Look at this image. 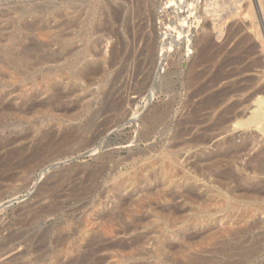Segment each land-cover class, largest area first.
<instances>
[{
  "label": "rangeland",
  "instance_id": "rangeland-1",
  "mask_svg": "<svg viewBox=\"0 0 264 264\" xmlns=\"http://www.w3.org/2000/svg\"><path fill=\"white\" fill-rule=\"evenodd\" d=\"M95 1L0 0V264H186L187 257L196 254L204 264H264V170L259 177L249 170L255 164L252 166L250 158L264 151V132L253 126L232 129L227 135L238 146L248 139L251 151L254 149L219 169L232 166L240 172L243 168V173L254 177V181L252 176L245 177L248 184L241 183V188L231 184L226 189L234 191L231 200L200 191L203 185L217 184L208 176L209 184L200 181L195 172L200 158L215 151L222 137L208 142L205 149L192 140L199 134L197 128L191 129L195 135L191 131L183 139H176L172 132L163 134V126L150 138L146 135L154 115L171 103L168 122L177 132L181 116L189 115L199 101L193 98V103L190 98L194 86H187L190 76H186L198 58L202 37H217L214 43L221 45L230 25L242 20L239 15L244 7L253 4L256 12L242 20V25L255 21L264 35L259 0H222L221 4L226 1L222 7L220 0L216 1L219 7L209 0L219 8V17L228 11L224 19L217 18L218 12L212 14L214 5L208 7V0H187L192 7L184 4L180 12L176 9L181 5L175 0H99L98 8ZM229 4L231 9L225 12ZM236 4L244 5L243 11ZM206 13L216 17H205ZM215 24H222L221 31L226 27L223 34ZM180 34L185 41L177 42ZM150 43L156 49L152 62ZM258 43L252 58L261 57L263 62ZM20 50L31 58L26 72L8 64L6 57L7 52L16 57ZM70 61L81 63L71 65ZM263 65L259 71L264 72ZM202 66L196 71L203 72L207 65ZM261 75L253 71L236 80L257 81ZM259 84L264 86V78ZM114 102L121 107L111 108ZM249 105L254 106L242 112L244 120L257 110V98ZM48 136L54 149L34 156ZM170 151L181 156L175 168L163 158ZM146 170L157 174L151 186L142 178ZM173 176L178 182L185 177L197 181V199L188 202L187 195L185 199L177 196L170 203L175 210H164L169 204L156 199L155 188L166 182L168 186ZM254 182L262 185V193L252 194ZM168 187L170 194L178 191L172 184ZM260 208L263 212L257 211ZM255 223L256 227L247 229ZM224 226L231 228L227 235ZM253 245L258 251L253 259L235 254Z\"/></svg>",
  "mask_w": 264,
  "mask_h": 264
},
{
  "label": "bare ground",
  "instance_id": "bare-ground-1",
  "mask_svg": "<svg viewBox=\"0 0 264 264\" xmlns=\"http://www.w3.org/2000/svg\"><path fill=\"white\" fill-rule=\"evenodd\" d=\"M97 1V0H96ZM94 3L95 5V8H98L99 7V0L98 2ZM178 2V4L180 3V7H177L176 11H179L183 9L184 6L188 5V1L187 0H175ZM205 1V0H204ZM214 4H217V2H219V0H213ZM228 1V0H227ZM234 1V0H233ZM231 0V2H233ZM244 1V0H243ZM249 1V0H248ZM264 0H259L258 2L260 3V8H261V12L264 13ZM164 2V1H163ZM168 2H172V1H168ZM167 2V3H168ZM207 2V0H206ZM205 2V3H206ZM222 0H220V4H221ZM226 2V1H224ZM221 4L220 7H222V5H225L226 4ZM236 3L238 1H235ZM149 3V2H148ZM166 3V4H167ZM174 3V2H173ZM229 3V2H228ZM234 3V2H233ZM239 3H242V2H238ZM254 3V2H253ZM186 4V5H184ZM203 4V3H202ZM209 4L210 6L213 7V5H211V1L209 3V0H208V7H209ZM243 4V3H242ZM237 5L238 7L240 6L241 10L243 8L244 5ZM250 4V3H249ZM171 5V4H169ZM173 5V4H172ZM175 5V4H174ZM183 5V7H182ZM228 5V4H227ZM232 5V4H231ZM229 4V7L227 6V8H224V11L225 9H229L230 6ZM254 5V4H253ZM252 6H245L244 7V11L242 14H240L239 16L242 18V20H246L248 18H251V14H253L254 12L256 11H253V7ZM166 6V5H165ZM164 6V7H165ZM189 7H192V4L191 5H188ZM207 6V3L205 4V8ZM218 6V4H217ZM216 5H214L213 8H217V10H212L213 8L211 9V12L214 11V14H217V18L219 17V11H218V7ZM234 6V5H233ZM232 6V7H233ZM156 7V6H155ZM162 7V6H161ZM167 7V6H166ZM204 8V7H203ZM210 8H207L208 11H210ZM234 8V7H233ZM259 8V7H258ZM164 9V8H163ZM187 9V8H186ZM191 10V8H189ZM188 9V10H189ZM193 9V8H192ZM206 9V10H207ZM231 9V8H230ZM235 9V8H234ZM233 9V12L236 10ZM256 9V8H255ZM185 10V9H184ZM220 10H223L220 8ZM259 10V9H258ZM263 10V11H262ZM192 11V10H191ZM202 11H205V10H202ZM237 11V10H236ZM252 11V13H251ZM188 12V11H187ZM186 12V13H187ZM222 12V11H221ZM220 12V13H221ZM226 12V11H225ZM232 12V11H231ZM232 12V13H233ZM250 12V13H249ZM178 13V12H177ZM175 13V14H177ZM202 13V12H201ZM205 12H203L204 14ZM210 14V12H207ZM207 13L205 15H207ZM235 13V12H234ZM238 13V12H237ZM213 14V12H212ZM211 14V15H212ZM181 15V14H180ZM211 15H207L205 17H208V16H211ZM216 15H212V17H216ZM221 16L219 18H227L228 16V11L226 13V15H224L222 17V14H220ZM231 15V13L229 14V16ZM227 16V17H226ZM233 16V14H232ZM230 16V17H232ZM235 16V15H234ZM238 16V14H237ZM238 16V18H239ZM251 16V17H250ZM258 16V14H257ZM264 17V14L262 15ZM181 16L178 17V19H180ZM187 17V16H186ZM195 17V16H194ZM210 17V18H212ZM256 17V16H255ZM196 18V17H195ZM202 18V17H201ZM218 18V19H219ZM234 18V17H233ZM240 18V19H241ZM254 18V17H253ZM73 20H75V17H72ZM200 19V18H199ZM216 19V18H215ZM232 19V18H231ZM214 20V19H213ZM239 20V19H237ZM240 21L238 24H235L233 23L232 25H230L228 31L226 32L227 35L225 34L226 38L224 37V41H222L223 43L220 45H216L214 43V41L216 42V39L213 40V37L211 38L210 36L208 35H205L204 37H202L199 41V43H201V50L198 48V50H200V53L198 54V58L197 60L194 62V64L192 63L190 66V71H188V73L190 72V75L188 74V77L190 76L188 82H187V86H194V90L191 92L192 96L190 97L193 101V98H199V101L195 104V106L192 108L193 110L190 112V114L186 116V114L184 116H186L185 118L181 116L182 121L178 122V127H179V130L177 132L173 131V129L171 128L169 122H168V119H169V113H170V110L169 108L172 106L173 103L167 105L166 109L162 112H158L154 115V119H153V122L151 123L150 127H149V130L148 132L146 133L147 135V138H150L153 134L152 132H154L157 128L163 126L164 127V131L162 132L163 134H169L170 132L173 133V135L176 137V139H183L182 137H185L184 135H191V131H193L194 129L193 128H197L198 129V133L199 134H196V131L194 132V135L196 134V136L194 137V139L192 138V140H194L196 142L197 145H200V146H204L206 145L208 142H211L212 140L214 139H217L219 140V138H221L222 140L219 142L218 141V144L215 146V151H212L210 152L209 154H206L204 156V158H200V160L198 161L197 165H195V169H196V173H197V178L200 179V181H206V176L208 177H211L210 179L214 178V184H217V187L214 185V187H206V186H202L200 187V191H204L205 193L207 194H210V195H217L219 197H222L224 198V200H227V199H232L233 198V194H234V191H232L231 189L230 190H226L227 188H230V185L233 184V183H236V184H239L237 186H239L240 188L242 187L241 186V183L243 185V183H246V178H249L251 177L252 175H248V174H245L243 173V168H242V165H240V167L242 168V177L241 176V173L236 170L234 167L232 166H228L226 167L225 166V169L223 171H219L220 168L224 167V164L227 162H229L230 160H233L235 158H237L240 154H244L245 152H248L249 150L251 151V145H252V142L251 143H248V139L246 141H244L241 145H236L235 143L237 142H234V140L232 139L233 137H228L227 135H229L228 133L234 129L233 132H235L236 130H239V129H249L253 126V128H259L258 130L259 131H263L264 132V96L263 97H260L261 95L264 94V86L260 85L259 84V81L262 80L264 78V72L263 71H259L260 68H262V63H264V61L262 62L261 61V57L260 58H252L253 56H255L256 54V48H257V51L259 50L258 45H256V43H258V41H254V39H258L260 42L258 44H260L262 46V50L261 52L264 53V40H262V35L261 34V31H260V27H259V23L257 24L254 20V24L252 25V23L250 24V26L246 23H244L245 25L243 26L242 23L243 21ZM249 20V19H248ZM175 21V20H174ZM182 24L184 26V21L185 20H182ZM226 21V20H225ZM225 21H223L225 23ZM229 21V20H228ZM228 21L226 23H228ZM234 21V20H233ZM251 21V20H250ZM214 22H217L214 21ZM230 22V21H229ZM247 22V21H246ZM249 22V21H248ZM260 22V21H259ZM213 23V22H212ZM218 23V22H217ZM224 24V25H227V24ZM241 23V24H240ZM207 24V23H206ZM231 24V22H230ZM177 25V24H175ZM192 25V24H191ZM216 25V24H215ZM218 25V24H217ZM216 25V26H217ZM222 25V24H221ZM220 25V27H221ZM249 26V28H248ZM24 27V26H23ZM22 27V29H23ZM87 27V26H86ZM192 27V26H191ZM219 27V25H218ZM217 27V28H218ZM219 27V28H220ZM29 28V26H28ZM205 28V27H204ZM214 28V27H213ZM224 28H226L225 26L223 27V30L224 31ZM248 28V29H247ZM264 28V27H263ZM26 28L24 27V31H27L25 30ZM193 29V28H192ZM209 29V28H208ZM168 30V29H167ZM190 29H188L187 32H189ZM196 30V29H195ZM210 30V29H209ZM180 31V30H179ZM192 31V30H191ZM220 31H221V28H220ZM219 31V33H220ZM221 31V33H222ZM155 32L152 31V33ZM182 32V31H181ZM187 32H183V33H187ZM190 33V32H189ZM192 33V32H191ZM217 33L216 30H214V34ZM224 33V32H223ZM222 33V34H223ZM22 34V33H21ZM53 34V33H52ZM87 34V33H86ZM213 34V35H214ZM58 36V34H56ZM83 35V34H82ZM81 35V36H82ZM85 35V33H84ZM154 35V34H153ZM167 34H165L166 36ZM188 35V33H187ZM193 35V34H192ZM212 35V33L210 34ZM215 35H218V37L220 36L219 34H215ZM214 35V36H215ZM86 36V35H85ZM156 36V35H155ZM178 36V35H177ZM23 37V36H22ZM55 37V36H54ZM53 37V38H54ZM62 38H64L62 35H61ZM60 37V38H61ZM89 37V36H88ZM173 37V36H172ZM186 39L188 36H185ZM222 37V35L220 36ZM53 38H51L50 40H52ZM59 38V37H58ZM82 38H84L82 36ZM81 38V39H82ZM215 38V37H214ZM166 39V38H165ZM185 39V38H184ZM222 39V38H221ZM262 41H261V40ZM264 39V38H263ZM49 40V39H48ZM58 40V39H57ZM63 40V39H61ZM153 40V39H152ZM177 40V39H175ZM175 40H172V41H175ZM182 35L180 34L179 35V39L177 40V42H180L182 41ZM188 40V39H187ZM55 42V40H52ZM64 41V40H63ZM185 41V40H183ZM219 41V40H218ZM13 42V41H12ZM154 42V41H152ZM151 42V43H152ZM177 42H174V43H177ZM188 42V41H187ZM221 42V41H219ZM256 42V43H255ZM58 43L59 40H58ZM148 44V52H149V59L150 61L152 62V59L154 60V57H155V54L154 53V46ZM158 43V42H157ZM167 43V42H166ZM190 43V42H189ZM198 43V41H197ZM198 43V45H200ZM217 43V42H216ZM155 44V43H153ZM167 45V44H166ZM178 45V44H177ZM165 46V45H164ZM75 47H78V46H75ZM181 47V46H180ZM74 49V48H73ZM158 49V48H157ZM164 49V48H163ZM85 50V49H84ZM13 51V50H12ZM21 51V50H20ZM190 51V50H189ZM25 52V51H23ZM157 52V51H156ZM260 52V51H259ZM257 52V54L259 53ZM260 52V53H261ZM27 53V52H26ZM26 53H19V54H22V56H18L16 55V57H14L15 53L12 52V53H8L7 52V56L8 57V60L7 58L4 56V58L8 61V64L10 62V64L13 65V67H15L16 69L19 70V72H26L28 70H30L31 68V63H30V60L31 58L29 57L30 55H28L27 53V56ZM83 55L87 53V51H82L81 52ZM80 53V54H81ZM9 54H13V55H9ZM164 54V53H163ZM191 54V53H190ZM5 55V54H3ZM79 56V55H78ZM160 56V55H159ZM164 55H161V58L163 57ZM262 56V55H261ZM188 57V56H187ZM258 57V56H257ZM262 58H264V56H262ZM160 59V58H159ZM158 59V60H159ZM181 59V58H180ZM179 59V60H180ZM78 60V58H77ZM264 60V59H263ZM73 61V60H71ZM70 61V64L71 65H77L81 62L79 61H74L71 63ZM186 62V61H185ZM179 63V62H178ZM150 64V63H149ZM156 64V63H155ZM168 64V63H167ZM158 65H161V64H158ZM202 65H207L206 69L203 71V72H197L196 69L199 67V68H202L203 66ZM11 66V65H10ZM202 66V67H201ZM264 66V65H263ZM12 67V68H13ZM151 67V66H150ZM264 68V67H263ZM154 70V68H152ZM156 69V68H155ZM162 69V68H161ZM213 69H215V71H212ZM15 70V69H14ZM155 71V70H154ZM164 71V70H163ZM183 71V70H182ZM253 71H257L259 73H261L262 75L259 76L260 78L256 81V79H251L249 80L248 79H243L242 77V80H236V78H238L239 76L245 74V73H250V72H253ZM158 72V71H157ZM151 73V72H150ZM255 73V72H254ZM149 74V73H148ZM251 74H249L250 76ZM255 75V74H254ZM159 76V75H158ZM252 76V75H251ZM206 77V78H205ZM245 77V76H244ZM247 77V75H246ZM257 77V76H256ZM150 78V77H149ZM147 78V79H149ZM240 79V78H238ZM187 80V79H186ZM150 83V81H149ZM263 84V83H262ZM147 85V84H146ZM144 85V86H146ZM148 86V85H147ZM189 90V89H187ZM257 98V110H256L252 116H250L249 119L247 120H244L242 119V115H243V111H244V114L245 112H247L246 110L247 109H250L251 107L250 106H254L255 105V102H254V105H249L250 101L252 100H255ZM197 100V99H196ZM194 103V101H193ZM192 103V104H193ZM181 104V103H180ZM190 104V103H189ZM188 104V105H189ZM192 104H190L191 106H193ZM252 104V103H251ZM171 105V106H170ZM186 106V105H185ZM190 106V107H191ZM256 106V105H255ZM119 107H121V105L119 106V104L116 102H114L112 105H111V108H113L114 110L118 109ZM169 107V108H168ZM188 107V106H186ZM250 107V108H249ZM173 109V108H172ZM171 109V111H172ZM189 109V107H188ZM118 111V110H117ZM161 111V110H160ZM190 111V110H189ZM187 112V111H185ZM246 117V115H245ZM244 118V117H243ZM205 125V126H203ZM229 125V126H228ZM177 127V128H178ZM193 129V130H191ZM196 129V130H197ZM240 131V130H239ZM237 131V132H239ZM232 132V133H233ZM262 132V133H263ZM234 134V133H233ZM144 135V134H143ZM151 135V136H150ZM193 135V136H194ZM231 135V134H230ZM150 136V137H149ZM192 136V137H193ZM207 136H209V138H207ZM242 136V135H241ZM250 136V135H249ZM189 137V136H188ZM206 137V138H205ZM251 137V136H250ZM48 141L47 143L44 145V147L42 148H39L35 151L34 153V156H40V154H43V153H50L54 147L50 145V140H49V136H48ZM149 140V139H148ZM244 140V139H243ZM183 141V140H182ZM181 141V142H182ZM185 141V139H184ZM188 141V140H187ZM193 141V142H194ZM189 142V141H188ZM194 142V143H195ZM255 142V141H254ZM174 143V142H173ZM187 143V142H186ZM183 145V143H181ZM185 144V143H184ZM209 144V143H208ZM251 144V145H250ZM180 145V144H179ZM254 145V144H253ZM208 146V145H206ZM173 147V145H172ZM253 147V146H252ZM256 147V146H255ZM203 148V147H202ZM200 148V149H202ZM205 148V146H204ZM259 148V147H258ZM206 149V148H205ZM209 149V148H208ZM207 149V150H208ZM203 150V149H202ZM200 150V151H202ZM254 149H252L253 151ZM251 151V152H252ZM259 151V149H258ZM262 151V150H261ZM260 151V152H261ZM203 152V151H202ZM207 152V151H206ZM259 152L258 155L255 156V158H250L252 161V166L254 164V168L253 169H249L252 168L251 166H244V168H248L249 170H253L252 172H255L256 174L253 173V176L255 177H259L260 173L262 174L263 170H264V157H261V155L264 156V154H261ZM205 154V153H203ZM202 154V155H203ZM179 156V154H178ZM178 156L176 153H174V151H170V152H166L164 153L163 155V158H165L166 160H168V163L169 165L172 167L174 166L177 167L178 165H176L178 163ZM104 157V156H103ZM181 157V156H179ZM159 161V160H158ZM236 161V160H234ZM238 161V160H237ZM197 162V161H196ZM236 164V162H234ZM238 163V162H237ZM179 164V163H178ZM239 164V163H238ZM156 165V164H155ZM250 165V164H249ZM152 166V165H151ZM150 166V167H151ZM153 167V166H152ZM169 167V166H168ZM236 167H239V165L236 164ZM239 167V168H240ZM174 168H171V169H174ZM245 168V169H246ZM247 169V171H248ZM175 170H179L178 172L182 171L180 169H175ZM237 171H238V174H240V176L237 174ZM177 172V173H178ZM184 172V171H183ZM245 172V170H244ZM249 173V172H247ZM251 173V172H250ZM264 173V172H263ZM175 174V173H174ZM183 174V173H182ZM259 174V175H258ZM157 174L155 173H150V172H147V170L145 171V174L142 175V178L143 180L145 181L144 183H147V184H150V186L156 182L157 180ZM177 175V174H175ZM181 175V172L178 176ZM184 175V174H183ZM247 175V176H245ZM138 176V175H137ZM182 176V175H181ZM186 176V175H184ZM195 176V175H194ZM252 176V177H253ZM156 178V179H155ZM180 178V177H179ZM182 178V177H181ZM203 178V179H202ZM188 177H185V179H183V181L180 179V182L179 179L177 180V177H172L169 181V185L168 186H172L175 188L174 190H178V191H175L174 193L172 192L171 194L169 192H166V189L168 188H172V187H168L166 184L164 183V185L162 186H158L155 188V194H156V199L159 200L160 202H163V203H168L169 206H166L164 208V210H175V208L173 207L172 204L170 203H173L176 201L177 199V196H180L179 198L180 199H185L184 196L186 197H190L188 202L191 201L190 199H197V192L194 190L195 186H196V183L197 181L195 182L193 179H188ZM209 179V180H210ZM254 177L252 178V181ZM258 179V178H257ZM156 180V181H155ZM184 180H187L186 183L184 184H181V181L184 182ZM259 180V179H258ZM256 180V181H258ZM211 181V180H210ZM248 181L249 179L247 180V183L248 184ZM251 181V180H250ZM208 182V181H206ZM205 182V183H206ZM210 182H208L209 184ZM257 183V182H256ZM255 182L251 185V188L249 187L250 185H247L250 189H251V192L252 194H256L258 193L259 194V187H262V185L260 183L256 184ZM261 183H263L261 181ZM207 184V183H206ZM261 185V186H260ZM166 186V188H165ZM246 186V185H245ZM162 187H164V189H162ZM168 187V188H167ZM238 187V188H239ZM247 187V188H248ZM264 187V186H263ZM262 187V191H263V188ZM185 188V189H184ZM186 188H191L189 190H187ZM243 188L245 189V187L243 186ZM248 188V189H249ZM236 189V188H235ZM199 190V189H198ZM226 190V191H225ZM239 190V189H237ZM236 190V191H237ZM240 190H243V189H240ZM246 190V189H245ZM262 191H260L262 193ZM196 192V193H195ZM243 192V191H242ZM250 192V191H249ZM169 193V194H167ZM225 193V195H224ZM236 193V192H235ZM264 193V192H263ZM238 194V192H237ZM250 194V193H249ZM183 196V197H182ZM237 196V195H236ZM264 197V196H263ZM178 198V199H179ZM257 198V197H256ZM260 198V197H258ZM263 200V199H262ZM233 201V200H232ZM253 201V200H252ZM255 202V201H253ZM232 203V202H231ZM234 203V202H233ZM166 204V205H168ZM248 204V203H247ZM172 205V206H171ZM235 205V204H234ZM258 206V205H257ZM262 208H260V210H257L258 212H263L261 211ZM254 212V211H253ZM264 213V212H263ZM264 216V214H263ZM260 224V222H259ZM262 224V223H261ZM242 225V224H241ZM240 225V226H241ZM257 223L255 224H252L250 226L247 227V229H251L253 227H256ZM220 226H223L220 224ZM239 226V227H240ZM225 227V226H224ZM245 227V226H244ZM217 228V227H216ZM220 228V227H219ZM241 228V227H240ZM230 227H225L224 228V234L227 235V232L229 234V231H230ZM217 230V229H216ZM221 230V229H220ZM234 230H238L237 228L234 229ZM231 232V231H230ZM251 232V231H250ZM249 232V233H250ZM263 232V231H262ZM212 234V233H211ZM214 234V233H213ZM251 234V233H250ZM215 236V235H214ZM220 236V235H219ZM222 236V235H221ZM220 236V237H221ZM231 237V236H230ZM216 238V237H215ZM222 241V240H221ZM262 241V240H261ZM261 241L259 242L260 244ZM229 241H227L226 243H228ZM212 243V242H211ZM215 243V242H214ZM250 243V242H249ZM255 243V242H254ZM248 244V243H247ZM257 244V241L256 243ZM264 244V243H263ZM244 246V245H243ZM241 246V247H243ZM248 246V245H247ZM246 246V247H247ZM256 246V245H255ZM233 247V246H231ZM251 247V246H249ZM252 248V249H251ZM250 249L247 247L246 249L245 248H239L241 249L239 252L237 251V256L242 258V259H247V260H251L253 259L254 257H256V255H258V251L255 250V247L254 245L251 247ZM231 249V248H230ZM229 249V250H230ZM236 249V248H235ZM213 250V249H212ZM215 250V249H214ZM228 250V251H229ZM234 250V249H233ZM233 250L229 251L231 252V254L233 253ZM216 251L218 252H224L220 249ZM226 251V252H228ZM210 252V251H209ZM235 252V251H234ZM225 253V252H224ZM191 256V255H190ZM236 256V255H235ZM262 256V255H261ZM196 257H197V254H196ZM196 257H193V255L189 258L187 257V262L186 264H204L201 262L202 257L200 258H196ZM207 258V257H206ZM201 259V260H200ZM209 259V258H208ZM228 259V258H227ZM205 260V258H204ZM210 260V259H209ZM258 262V261H257ZM213 264V263H212ZM228 264V263H227ZM233 264H242V262H235Z\"/></svg>",
  "mask_w": 264,
  "mask_h": 264
}]
</instances>
